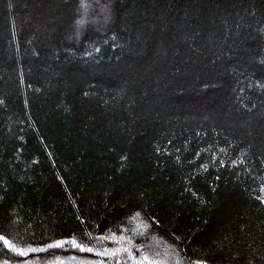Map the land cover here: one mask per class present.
Segmentation results:
<instances>
[{
    "label": "trees",
    "instance_id": "16d2710c",
    "mask_svg": "<svg viewBox=\"0 0 264 264\" xmlns=\"http://www.w3.org/2000/svg\"><path fill=\"white\" fill-rule=\"evenodd\" d=\"M262 188L264 0H0V264H264Z\"/></svg>",
    "mask_w": 264,
    "mask_h": 264
},
{
    "label": "snow or ice",
    "instance_id": "6c2138e0",
    "mask_svg": "<svg viewBox=\"0 0 264 264\" xmlns=\"http://www.w3.org/2000/svg\"><path fill=\"white\" fill-rule=\"evenodd\" d=\"M79 23L83 24L84 21L81 20ZM262 191H264V188H262ZM260 199H262V201H264V198H260ZM137 215H139V214H137ZM0 240H2L5 245H8L9 247H11L13 251H17L20 255H26V252L23 249H17L15 247V245L10 244V242L7 239H5L3 236H0ZM63 243L64 242L60 241L54 245H49V247H62ZM71 243L74 246L80 248L82 251H92L91 248H85L83 245L77 244L75 240H73ZM31 251H37V249H31ZM113 254H115V252ZM145 261H147L148 264H158L157 261L150 260L148 256L142 257V259L140 261H138L137 264H144Z\"/></svg>",
    "mask_w": 264,
    "mask_h": 264
}]
</instances>
